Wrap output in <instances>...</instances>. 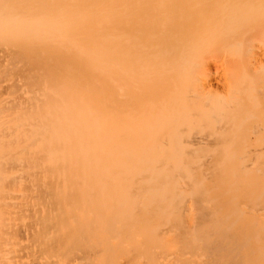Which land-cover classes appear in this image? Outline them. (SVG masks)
<instances>
[{"label":"bare ground","instance_id":"6f19581e","mask_svg":"<svg viewBox=\"0 0 264 264\" xmlns=\"http://www.w3.org/2000/svg\"><path fill=\"white\" fill-rule=\"evenodd\" d=\"M5 73L0 264H264V0H0Z\"/></svg>","mask_w":264,"mask_h":264},{"label":"rangeland","instance_id":"374dc122","mask_svg":"<svg viewBox=\"0 0 264 264\" xmlns=\"http://www.w3.org/2000/svg\"><path fill=\"white\" fill-rule=\"evenodd\" d=\"M15 69H16V68H15ZM10 71H11V70H10ZM12 71H13L12 73L15 72V74H16V71H15L14 69H13ZM17 71H18V69H17ZM8 72H9V71H8ZM8 72H7V73H8ZM7 73H5L6 75H5V77H4V78H7L6 80H8V79L10 78V77H8V76H11L10 74H12L11 72H9V73H10L9 75H8ZM16 75L20 76L19 72H17ZM12 76H13V79H14V78H15L14 74H13ZM18 76H17V77H18ZM21 77H22V76H20L19 79H20ZM0 79H1V80L3 79V75H2V77L0 76ZM11 79H12V78H11ZM11 79H10V80H11ZM13 79H12V81H13ZM17 79H18V78H17ZM10 80L0 82V93H1V92H2V93H3V92H6V90H5V89H6V86H7V85L5 84L6 82L9 83L8 85H11V83H12L13 86H15V83H17V84H16V87H17L18 82L20 81V80H18V82H17L16 79H15L14 81H16V82L13 81V82H14V84H13V82H12V81L10 82ZM4 84H5V85H4ZM1 85H2V86H1ZM3 86H5V87H3ZM1 90H2V91H1ZM8 91H9V90H8ZM9 92H10V91H9ZM2 93H1V94H2ZM10 93H11V92H10ZM17 93H18V92H17ZM7 95H8V94H7ZM7 95H4V96H7ZM8 96H10V95H8ZM8 96H7V97H8ZM5 99H6V98H5ZM9 99H10V97H8V100H9ZM8 100H7V99L5 100L6 103H7ZM6 103H5V106L9 105V104L6 105ZM2 105H3V104H2ZM1 107H2V106H1ZM1 107H0V108H1ZM8 107H10V106H8ZM3 108H4V107H3ZM1 109H2V108H1ZM2 110H3V109H2ZM4 113H5V112H4Z\"/></svg>","mask_w":264,"mask_h":264}]
</instances>
